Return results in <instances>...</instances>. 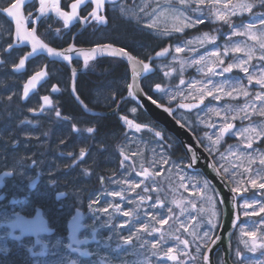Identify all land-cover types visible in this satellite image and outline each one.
<instances>
[{"label":"flooded vegetation","instance_id":"flooded-vegetation-1","mask_svg":"<svg viewBox=\"0 0 264 264\" xmlns=\"http://www.w3.org/2000/svg\"><path fill=\"white\" fill-rule=\"evenodd\" d=\"M15 1L0 6L2 19L12 29L2 11ZM146 1L58 0L56 16L42 17L37 0L24 9L28 30L34 29L38 38L56 50L74 49L69 66L39 55L26 62L23 74H16L14 67L29 49L14 48L12 38L4 46L5 59L11 61L9 53L19 54L14 67L5 69L8 75H0V264H264V199L254 204L256 197L249 190L253 187L247 182L241 183L247 192L237 190L232 175L237 167L228 165L232 179L215 154L226 143L238 142L231 135L239 125L238 117L245 113L244 121L250 122L256 115L249 114L247 96L226 95L231 90L228 85L215 86L204 98L190 87L193 78L203 75L188 64L190 46L183 52L176 47L190 40L191 30L178 33L180 40L150 34L151 30L150 37L140 36L142 25L137 20L159 5V0ZM51 2L46 0V13L53 9L47 5ZM178 3L170 1L185 12ZM236 3H202L201 10H208L199 13L192 30L213 42L203 51L198 47L201 52L195 55L208 57V51L217 49L219 60L227 62L215 65L210 73L221 72L227 79L239 73L229 69L236 53L231 43L239 40L233 35L239 20ZM215 11L223 12L217 21L212 19ZM105 46L149 62L153 72L144 76L140 88L154 103L169 108L182 102L201 103L189 112L176 109L173 117L190 132L188 147L195 149V142L214 164L221 176L220 195L202 171L190 169L197 162L207 168L206 163L189 158L172 134L131 99H124L130 86L125 62L110 54L88 62L80 58L86 50ZM39 72L43 82L23 102L24 82ZM73 82L85 109L71 94ZM247 89L256 93L250 83ZM165 90L168 94H161ZM127 107L136 108L135 117ZM63 140L67 142L61 146ZM17 149L19 153L14 154ZM159 151L166 157L165 167L156 161ZM182 162L187 174L177 183L182 189L176 188L183 196L181 203L169 197L174 183L161 180L159 187L158 176ZM203 182L210 192L199 185ZM198 186L206 195L213 194L216 208L215 227L209 230L212 238L195 252L191 222L202 227L207 220L206 207L197 197ZM245 199H251L252 205L242 208ZM223 201L229 204L231 223L233 205L238 218L229 236L223 230ZM243 211L249 213L247 217ZM243 226L254 229L259 239L253 235L244 243L239 236ZM214 241L217 245L211 253Z\"/></svg>","mask_w":264,"mask_h":264},{"label":"rangeland","instance_id":"rangeland-1","mask_svg":"<svg viewBox=\"0 0 264 264\" xmlns=\"http://www.w3.org/2000/svg\"><path fill=\"white\" fill-rule=\"evenodd\" d=\"M9 0H0V6ZM157 1V0H156ZM171 0H159V5H155V8H152L150 13L143 14V19H138L137 22H140L142 27L140 28L141 37H150L148 34L151 30L154 34L158 32L163 37H174V39H179L180 36L177 35L185 29H189L190 40H186L176 47L177 51L183 52L187 47L190 46V58L189 63L192 69H196L198 73L202 74V77L193 78L190 81V87L198 92L201 98L208 96L213 88L217 85H228L231 87V90L226 93L227 96L235 97H246V106L248 107L249 114L255 116L254 120L248 122L244 121L246 117L242 114L238 117L239 125L236 128V132L231 134L236 136L234 142L238 140L234 145L226 143V147L221 150H218L215 154L218 158L220 166L223 168L226 174L231 178L229 166L237 167L238 171L233 172L232 175L237 180L240 185L233 179L237 186V190L246 191L247 188L242 187V182L249 185V190L251 196L256 197L254 204H258L260 199H264V0H237L235 11L239 17L238 28L233 31L234 37L237 34L238 43L234 41L231 43L232 47L236 50L234 58L229 63V69L237 70L239 73L235 76L237 78H224L220 76L221 72H216L215 75L210 73L211 69L224 61L226 59L219 60L218 55L219 51L213 49L208 51L210 56H205L203 53L199 56H196L195 53L203 51L205 48H208L212 45V40L207 39L204 35H200L198 31H192L197 27L199 16L208 10L205 8L204 11L201 10V4L209 0H175L178 1L179 8L182 7L185 12H180L176 7H173L170 4ZM220 1L224 0H212L213 5H218ZM146 2H153V0H148ZM1 9V8H0ZM201 13V14H199ZM223 12L215 11L212 14L213 21H217ZM13 29L7 20L2 19L0 14V68L1 70H10L16 64V58L18 52L14 54L9 53V58L5 59L3 55L4 46L7 40H11ZM209 36V35H208ZM182 41V40H181ZM178 44L180 41H174ZM229 45V44H227ZM198 47H201V51H198ZM14 56V61H13ZM123 62L127 63L125 60L119 58ZM176 61V60H175ZM178 61V60H177ZM10 62V63H9ZM5 65L6 67H1ZM165 64H161L162 67ZM181 65V60H180ZM202 65V67H201ZM35 66V63L32 64ZM8 73L5 74L7 76ZM145 76V75H144ZM141 77V80L146 77ZM20 81L22 77H18ZM131 82V75H130ZM12 83L17 85V83L12 80ZM250 83L251 88H255V94L252 93L251 89H247V84ZM178 90V89H177ZM181 91V90H178ZM161 94H168L166 90ZM111 94H107L106 97H110ZM178 95V93H175ZM189 97V94H187ZM127 111L133 117L136 116L138 111L136 108L127 107ZM137 111V112H136ZM244 121V122H243ZM243 122V123H242ZM228 123V122H227ZM224 124V123H222ZM14 154L19 153V150H15ZM166 157L159 151V155L156 156V161L161 167L166 166ZM185 165L174 163L172 167H168L166 170L167 173L159 172L158 180L159 187L161 186V180L166 182L174 183V189L170 193L169 197L173 199H178L181 202L182 194H179L176 191V188L179 186L177 183L183 181V177L187 174ZM245 176V178H244ZM182 184H180L181 186ZM199 185H205V183H199ZM182 189V187H180ZM263 188V190H261ZM209 190V188L207 187ZM159 190V189H158ZM161 190V189H160ZM169 193V190H167ZM210 192V190H209ZM211 194V193H210ZM202 198V208L206 207V222H204L203 229L199 227L201 223L191 222L190 226V236L194 241L195 252H200L203 247L206 246L207 241L212 238L213 233H210L209 230H213L214 225V214L216 203L211 196L206 195V190L203 187L198 186L197 197ZM171 202L169 201L168 204ZM182 203V202H181ZM251 204V199H245L241 203V207H246ZM243 214L247 217L248 212L243 211ZM213 218V222L211 221ZM216 224V222H215ZM241 235L244 243L246 240L258 234L254 229H249L247 226L241 228ZM197 246V249H196Z\"/></svg>","mask_w":264,"mask_h":264},{"label":"water","instance_id":"water-1","mask_svg":"<svg viewBox=\"0 0 264 264\" xmlns=\"http://www.w3.org/2000/svg\"><path fill=\"white\" fill-rule=\"evenodd\" d=\"M33 0H16L15 3L8 7L6 10L3 11V14L10 20L13 25L14 33H13V40L14 46L17 48L27 47L30 49L29 54L25 55L22 60L19 62V67L16 70H22L23 64L28 61L29 59L37 56L43 55L49 61L54 62H62L64 64L70 65V56L73 52L74 48H67L64 51H58L50 46H47L42 41H40L34 33V29L32 31H28L25 24L24 19V7L31 3ZM39 4V17H42L45 14H54L56 16V12L51 11L46 13L45 5L46 3L43 0H37ZM41 7V8H40ZM38 17V18H39ZM110 49V50H109ZM110 54L112 57H119L125 60L130 69L131 73V82L128 89V94L126 98H131L151 119L156 121L160 126L166 129L169 133L174 135L182 147L186 150V154L189 158H199L205 162L207 168H202V163L197 162L195 165L190 166V169L193 171H202V173L207 177L209 183L219 190L220 179L221 176L219 175L217 169L214 167L208 156L204 153V151L194 142L195 149L193 147H188L187 142L190 141L191 134L180 126L176 120H174L172 114L176 110V108H180L181 110L190 111L193 108L199 106V104L195 103H184L178 104L176 107L168 109L165 106H159L155 104L151 99H149L141 90L139 81L141 77L146 75V68H143L144 64L139 63L134 58L129 56L128 54L121 52L119 50L113 49L112 47H99L94 48L91 50H86L85 53L80 54V58L83 62H88L92 59H97L102 57L103 55ZM151 72V71H149ZM40 81H35L34 78L30 79L28 83L24 87V96H28L30 92L34 90V88L38 85ZM74 86L72 83V95L75 101L84 108L82 102L78 99L75 95ZM225 208H226V215L225 220L223 223V230H232L236 224L237 218L235 211L233 212L235 219L231 223L230 221V214L231 212L228 210L229 204L227 201H224ZM216 243L211 247V253L216 249ZM212 264V262L210 263Z\"/></svg>","mask_w":264,"mask_h":264},{"label":"bare ground","instance_id":"bare-ground-1","mask_svg":"<svg viewBox=\"0 0 264 264\" xmlns=\"http://www.w3.org/2000/svg\"><path fill=\"white\" fill-rule=\"evenodd\" d=\"M132 58H133V57H132ZM142 64H143V62H142ZM4 74H5V70H1V69H0V75H4ZM89 88H90V87H89ZM89 88H88V89H89ZM66 142H67V141L63 140V141L61 142V146H64V145L66 144Z\"/></svg>","mask_w":264,"mask_h":264}]
</instances>
